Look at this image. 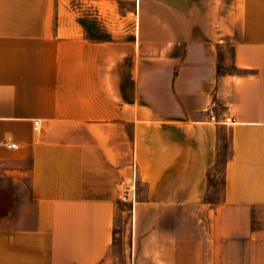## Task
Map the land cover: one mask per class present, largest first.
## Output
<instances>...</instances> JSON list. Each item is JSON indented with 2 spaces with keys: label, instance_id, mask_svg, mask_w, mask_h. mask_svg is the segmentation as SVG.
I'll return each mask as SVG.
<instances>
[{
  "label": "crops",
  "instance_id": "crops-1",
  "mask_svg": "<svg viewBox=\"0 0 264 264\" xmlns=\"http://www.w3.org/2000/svg\"><path fill=\"white\" fill-rule=\"evenodd\" d=\"M118 1L132 25L93 40L61 0H0V175L30 168L0 264H101L126 182L134 264H264V0Z\"/></svg>",
  "mask_w": 264,
  "mask_h": 264
},
{
  "label": "rangeland",
  "instance_id": "rangeland-1",
  "mask_svg": "<svg viewBox=\"0 0 264 264\" xmlns=\"http://www.w3.org/2000/svg\"><path fill=\"white\" fill-rule=\"evenodd\" d=\"M63 6L73 10L79 26L83 29L86 37L93 40H111L120 38L124 30L132 25L133 15L129 14L125 18L126 10H131V5H124L118 0H107L103 2L107 24L99 18V13L95 2L89 0H61ZM230 145L228 143L221 146L219 163L216 170L210 173L209 190L206 200L210 202H220L224 193V164L230 155ZM20 171L16 180L12 176H1L0 185L7 184L8 190L15 195V202H19L29 195V164L24 163L17 167ZM130 177V176H129ZM132 177V175H131ZM125 185H131L132 182ZM126 187V186H125ZM125 187L119 189L120 197L117 202V216L114 229L113 244L107 257L101 264H134L133 253V203L123 201L121 194ZM137 201L143 200L146 195V186L136 182ZM207 222V221H205Z\"/></svg>",
  "mask_w": 264,
  "mask_h": 264
},
{
  "label": "built area",
  "instance_id": "built-area-1",
  "mask_svg": "<svg viewBox=\"0 0 264 264\" xmlns=\"http://www.w3.org/2000/svg\"><path fill=\"white\" fill-rule=\"evenodd\" d=\"M225 122L228 124H233L235 123V120L232 119L231 117H227L225 118ZM39 126V121H35L34 122V127L35 129H37V127ZM3 145L9 149H17L18 145L16 143H13L9 140H4L3 141ZM121 199L123 201H130L132 203L135 202L136 200V191H135V186L134 184L128 185L125 187L123 193L121 194Z\"/></svg>",
  "mask_w": 264,
  "mask_h": 264
}]
</instances>
